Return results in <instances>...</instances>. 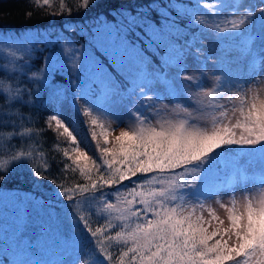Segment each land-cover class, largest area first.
<instances>
[{
	"label": "snow or ice",
	"instance_id": "1",
	"mask_svg": "<svg viewBox=\"0 0 264 264\" xmlns=\"http://www.w3.org/2000/svg\"><path fill=\"white\" fill-rule=\"evenodd\" d=\"M72 11L60 0L49 15ZM89 31L107 67L82 59L71 35L0 30V183L27 166L54 186L52 201L25 198L47 209L36 234L0 211V264H264V0H148ZM42 109L52 111L37 128ZM47 131L60 179L48 175ZM10 199L0 193V209Z\"/></svg>",
	"mask_w": 264,
	"mask_h": 264
},
{
	"label": "trees",
	"instance_id": "2",
	"mask_svg": "<svg viewBox=\"0 0 264 264\" xmlns=\"http://www.w3.org/2000/svg\"><path fill=\"white\" fill-rule=\"evenodd\" d=\"M77 0H65L67 6H72L73 11L71 16L67 14L49 15L52 11H59L60 0H50V6L40 7L35 4V0H0V30H12V31H28L30 33H48L63 35H71L74 43L77 46L84 44L91 45L92 33L89 29H94L96 26V18L100 20L108 19L112 20L117 15V10L135 9L138 5L145 4L148 0H93V6L85 11L83 9L76 11L75 4ZM31 13V15H28ZM72 28L83 29L72 33ZM90 47V46H89ZM96 53H99L98 51ZM47 54V53H45ZM101 64L107 67V59L105 56L99 58ZM37 67L40 66L39 61L34 62ZM109 71H112L109 68ZM24 112H28V109H23ZM52 110H39L35 113L36 127L43 128L45 118L50 114ZM99 132V129H97ZM112 131L110 132V134ZM110 140H114L110 138ZM45 156L51 163V168L48 175L51 178L60 179L61 174L58 169L57 161L63 159L62 153L54 149L55 136L53 132L47 131L41 137ZM89 143V154H93L91 151L93 148V142ZM61 146H66L61 142ZM69 181L82 182V178L79 177V173L69 172L67 174ZM0 193L9 198L19 197L20 199H10L7 206L0 211L8 216L19 214L24 217L25 222L28 224L30 232L36 234L39 224L42 220L47 219V209H38L35 207H28L25 201L26 197H33L35 199H43L45 201H52L54 197V186L47 180H36L32 177L29 168L23 166L19 169V175L13 173L12 178L0 183ZM61 206L53 204L52 210L63 217V213L60 211ZM60 231L71 235L72 229L67 219H61ZM51 243L57 249H62L65 243V237L52 238ZM82 244L86 241H81Z\"/></svg>",
	"mask_w": 264,
	"mask_h": 264
},
{
	"label": "rangeland",
	"instance_id": "3",
	"mask_svg": "<svg viewBox=\"0 0 264 264\" xmlns=\"http://www.w3.org/2000/svg\"><path fill=\"white\" fill-rule=\"evenodd\" d=\"M205 43L207 44L209 42L205 41ZM90 44L91 45H87V44L81 45V46H83L82 59L87 58L89 61L99 62L101 64L99 58H100L101 54L103 56H106V54L102 53L98 47H94L92 42ZM77 47H80V46H77ZM97 51L99 53H96ZM217 55H219L223 58L224 66H226V67L229 64H232L233 66H235V64L238 63V60L235 58L234 54H232L233 59H231V60L229 59L230 51H217ZM92 66L93 65L90 63L89 67H92ZM240 67L241 68L243 67L242 63H240ZM70 119L72 122V126L75 129V133L78 136V139L82 141V147H85L86 150H88L89 149L88 141L91 139H90L89 131L84 124V121L79 116V114L74 112V111L71 113ZM121 127H124V125L121 124L119 127H117L116 125H113L114 131H112V133L110 134L111 139H113L115 137V135L119 134V130ZM246 159H247L246 157H241L242 161H245ZM225 200H227V197H225ZM214 207H217L219 215L221 216V218H224V216H225L224 211L219 209L218 206H216V205H214ZM51 241H52V239L50 240L51 249H50L49 255L52 259H59L58 253L61 249L55 248V246L51 243Z\"/></svg>",
	"mask_w": 264,
	"mask_h": 264
}]
</instances>
